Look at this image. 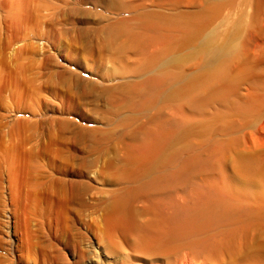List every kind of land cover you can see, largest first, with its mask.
I'll use <instances>...</instances> for the list:
<instances>
[{
	"label": "rangeland",
	"instance_id": "374dc122",
	"mask_svg": "<svg viewBox=\"0 0 264 264\" xmlns=\"http://www.w3.org/2000/svg\"><path fill=\"white\" fill-rule=\"evenodd\" d=\"M221 4L0 0V264H264Z\"/></svg>",
	"mask_w": 264,
	"mask_h": 264
},
{
	"label": "bare ground",
	"instance_id": "6f19581e",
	"mask_svg": "<svg viewBox=\"0 0 264 264\" xmlns=\"http://www.w3.org/2000/svg\"><path fill=\"white\" fill-rule=\"evenodd\" d=\"M28 1L30 0H13V4L26 11L25 9L27 7L26 5H28ZM237 2L236 8L238 9L236 11V9L234 10L236 0H222L220 9L222 10V14L226 15L228 19L221 26L222 29L220 28L219 31L214 33L209 41L214 45L213 51L216 50V46H220L219 44L223 43L221 50H223V56H225L223 62L227 69L226 79L230 82L227 83L226 89L228 102L233 112H239L242 119L245 118V123L243 122L245 125L242 124L244 126V128H242L244 134H242L246 139V143L244 144L256 150L258 155L261 154L257 156L255 161L252 158L253 161L246 166L250 172L252 164L260 165V162L264 159V0H237ZM217 5L218 4L215 3L216 7ZM21 9L18 12L15 11L17 15L13 14L14 16H12L15 18L13 20H15L18 28L22 30L28 18L25 13H19ZM233 41L236 42V47H234ZM232 44L234 48H232ZM234 60L235 62L238 61L236 64H238L237 67L240 69L238 84L241 94L239 96H237L238 87L236 84L235 86L231 84V80L234 79V77H232V79L228 78L229 72L233 68L232 64ZM254 168L257 169V171L254 170L256 173L258 171L260 172L256 166ZM246 174L248 175V173ZM262 208H252V210H256L255 212L261 213L260 215H256L259 216V218H264V209ZM200 212L201 211L196 210V214ZM190 214V209L178 207L173 217L178 220ZM229 220L232 219H228V221ZM126 224L133 227L134 219L127 216Z\"/></svg>",
	"mask_w": 264,
	"mask_h": 264
}]
</instances>
